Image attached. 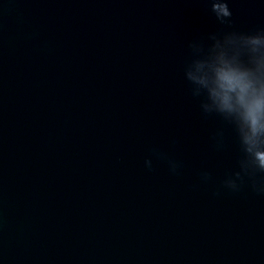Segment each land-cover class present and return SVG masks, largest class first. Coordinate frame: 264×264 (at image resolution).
<instances>
[{"label": "water", "instance_id": "1", "mask_svg": "<svg viewBox=\"0 0 264 264\" xmlns=\"http://www.w3.org/2000/svg\"><path fill=\"white\" fill-rule=\"evenodd\" d=\"M0 264H264V0H0Z\"/></svg>", "mask_w": 264, "mask_h": 264}]
</instances>
